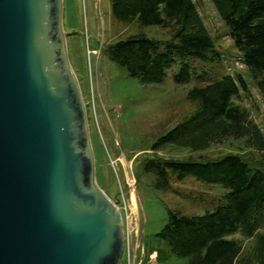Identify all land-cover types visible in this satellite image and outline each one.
<instances>
[{"label": "rangeland", "instance_id": "1", "mask_svg": "<svg viewBox=\"0 0 264 264\" xmlns=\"http://www.w3.org/2000/svg\"><path fill=\"white\" fill-rule=\"evenodd\" d=\"M193 2L218 58H189L191 75L180 82L173 78L180 63L176 57L162 80L142 83L108 56L107 46L133 33L166 40L171 27L118 19L111 13L110 0H62L67 54L85 104L95 179L116 201L123 217L126 243L118 264L186 261L188 256L172 253L157 234L168 210L186 214L211 210L227 189L220 182H207L192 174L179 180L172 177L167 189L158 188L153 172L142 169L144 158L205 159L233 151L254 162L262 160L260 151L231 135L198 149L177 142L151 147L157 136L195 109L197 103L188 98V88L224 73H240L245 78L247 89L239 90L233 101L246 108L264 134V96L256 76L235 47L214 1ZM229 236L239 240L242 253L255 248L264 253V221L252 235L238 229Z\"/></svg>", "mask_w": 264, "mask_h": 264}, {"label": "water", "instance_id": "2", "mask_svg": "<svg viewBox=\"0 0 264 264\" xmlns=\"http://www.w3.org/2000/svg\"><path fill=\"white\" fill-rule=\"evenodd\" d=\"M62 0H0V264H118Z\"/></svg>", "mask_w": 264, "mask_h": 264}, {"label": "trees", "instance_id": "3", "mask_svg": "<svg viewBox=\"0 0 264 264\" xmlns=\"http://www.w3.org/2000/svg\"><path fill=\"white\" fill-rule=\"evenodd\" d=\"M213 1L264 96V0ZM110 8L118 19L172 29L166 40L133 33L107 46L108 56L142 83L162 80L166 67L176 57L180 63L173 78L181 82L191 75L189 58L209 60L219 56L193 0H110ZM241 89H247V83L240 73H224L212 81L194 84L187 96L196 101L195 109L157 136L151 147L177 142L198 149L231 135L260 151L262 160L254 162L233 151L205 159L142 160V169L153 172L158 188L167 189L172 177L179 180L188 174L227 187L211 210L192 214L168 210L157 234L172 253L188 256L175 264H264L262 251L255 248L242 253L239 240L229 236L238 229L252 235L264 221V134L246 108L233 101Z\"/></svg>", "mask_w": 264, "mask_h": 264}, {"label": "built area", "instance_id": "4", "mask_svg": "<svg viewBox=\"0 0 264 264\" xmlns=\"http://www.w3.org/2000/svg\"><path fill=\"white\" fill-rule=\"evenodd\" d=\"M127 239V238H126ZM125 243H126V240H125V242H124V249H125ZM124 249H123V251H124Z\"/></svg>", "mask_w": 264, "mask_h": 264}]
</instances>
